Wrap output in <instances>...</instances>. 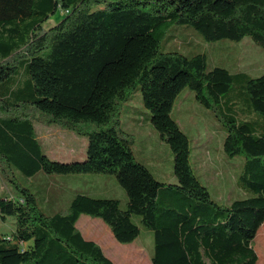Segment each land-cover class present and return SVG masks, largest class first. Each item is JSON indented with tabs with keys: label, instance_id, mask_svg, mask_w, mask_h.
<instances>
[{
	"label": "trees",
	"instance_id": "obj_1",
	"mask_svg": "<svg viewBox=\"0 0 264 264\" xmlns=\"http://www.w3.org/2000/svg\"><path fill=\"white\" fill-rule=\"evenodd\" d=\"M172 24L206 41L248 36L264 45V0H0V172L17 191L0 193V223L13 221L9 234L0 231V264H115L76 227L81 213L101 218L118 242L150 228L151 264H256V251L264 253V233L256 235L264 223V73L208 68L204 53L162 50ZM232 83L244 88L240 115L222 100ZM137 87L172 152L170 182L136 160L121 127L120 109ZM184 88L222 121L224 154L245 156L236 184L247 196L218 202L194 173L188 136L172 116ZM37 116L85 136V156L50 158ZM40 171L112 174L125 208L114 196L76 191L65 208L45 212L15 175ZM255 235L263 238L256 251Z\"/></svg>",
	"mask_w": 264,
	"mask_h": 264
},
{
	"label": "rangeland",
	"instance_id": "obj_2",
	"mask_svg": "<svg viewBox=\"0 0 264 264\" xmlns=\"http://www.w3.org/2000/svg\"><path fill=\"white\" fill-rule=\"evenodd\" d=\"M62 15L63 12L55 14L44 22L43 27L46 29L51 27ZM161 47L165 51H179L186 55L204 53L208 68L222 66L232 73L243 71L252 76L264 73V45L254 42L248 36L239 40L217 38L206 41L190 25L172 24L162 38ZM222 100L226 102L225 105L228 103L232 105L234 113L242 114L241 108L244 107L243 86L239 83H232L222 95ZM119 115L121 127L133 136L131 149L136 160L145 164L157 179L165 182L175 180L172 152L168 144L160 140L157 131L149 122V111L142 104L139 87L133 91L130 100L122 105ZM172 116L188 136L191 166L200 181L208 188L211 198L218 202L227 203L233 199L247 196L244 188L236 184L245 156L240 154L231 157L224 154L222 149L224 127L215 113L199 104L195 100L193 92L184 88L174 102ZM43 127H45L46 132L43 131ZM34 128L36 136L39 135L41 138L38 139L41 141L42 150L46 154L48 152L62 153L68 145L76 151L75 156H78V153L84 148L85 136L62 128L57 124L45 123L38 119V116L34 122ZM68 150L66 149L67 154H69ZM54 157L61 158L59 156ZM15 175L20 184L31 189L37 205L45 212H52L56 208L67 206L70 194L68 190L71 186L70 181H68L69 178L66 176L86 175L92 177L87 178L88 181H78L81 186L90 185L89 181H93L94 186L100 185L101 179L105 176L112 177L115 181V177L107 173L58 174L40 171L31 179L25 178L18 172H15ZM118 187L123 191L119 185ZM9 191L12 194L17 193L12 184L8 183L5 176L0 172V193ZM109 195L117 198L119 206L125 208L126 197L124 192L122 196L116 191ZM46 197H49V202H46ZM78 217L77 227L81 229L80 224L83 222L86 230L96 237L100 236V230L93 225V222L97 221L106 225L97 216L81 213ZM134 218L138 220V216H134ZM82 219L90 220L91 223ZM12 222V219H7L0 223V231L5 235L9 234L12 229ZM260 228L264 232V223L259 226L257 232ZM102 237L101 244L104 253L115 264H151L150 254L153 250V235L150 228L140 225L138 236L131 242H118L111 236L116 248L110 246L106 236L102 235ZM260 242L262 243L260 238H256L255 235L253 239L255 251L256 247L261 244ZM261 246L263 248L262 244ZM258 260H261L259 256L256 264H261Z\"/></svg>",
	"mask_w": 264,
	"mask_h": 264
},
{
	"label": "crops",
	"instance_id": "obj_3",
	"mask_svg": "<svg viewBox=\"0 0 264 264\" xmlns=\"http://www.w3.org/2000/svg\"><path fill=\"white\" fill-rule=\"evenodd\" d=\"M42 129H43V131H45V127H43ZM37 138H40V136L37 135ZM83 145H84V148H83L82 151H80L78 153L79 154L78 156H75L76 151L73 150L72 147H68V145H66V147H67L66 149H69L68 150L69 151V154H67L68 152H66V149H63L62 153L48 152L47 155L50 158H52V159H58V160H64V161L65 160H71V159L72 160L73 159H81V158H83L85 156L86 142ZM50 155H53V156H50ZM54 156H59L61 158H56ZM66 178H69L68 181H70V186H71L70 189L68 190V192L70 193L69 194L68 201L71 198L72 194L74 192H76V191H83V192H86V193L91 194V195H94V196H110L109 194H112L113 191H116L121 196L123 195V191H121V189L118 187L117 183L115 181H113L112 177L105 176L103 179H101L102 180L101 181L102 183L100 185H97V186H94L93 185L94 184L93 181H89L91 184L90 185H87V186H81V185H79L78 184V181L79 182H81L83 180L88 181L87 178H92V177H89V176H86V175H82V176H80V175H76V176L75 175H73V176H66ZM172 180H174V179H172ZM49 200H50L49 197H46V202H49ZM82 220L87 221V223H91L90 220H86V219H82ZM77 221H78V219H77ZM77 221H76V227H77ZM93 223H94L93 225H95L96 227H98V229L100 230V234H99L100 236H98V237H96L94 234H92L89 231H87L86 230V226H85V224H83V222L80 224V228L81 229H79L78 227L77 228L79 229V231L81 232V234L85 238L90 239V240H93L96 243H98L100 245V247L102 248V250H103V246L101 244L102 243V240H103L102 235L106 236V240L108 242H110V246H113V248H116L115 242L113 241V239H111L112 234H111L108 226L104 225L101 222H97V221H95ZM260 231L263 232V229L260 228L259 231L257 232V234ZM259 238H260V240H262V237L261 236ZM113 248H111V249H113ZM103 252H104V250H103ZM105 255H106V253H105ZM257 255H258V253H257ZM258 256H257V258H258ZM259 257L261 258V260H258V261L261 262V264H263L264 263V253H261V256H259Z\"/></svg>",
	"mask_w": 264,
	"mask_h": 264
}]
</instances>
